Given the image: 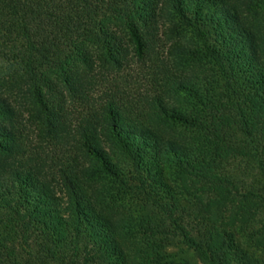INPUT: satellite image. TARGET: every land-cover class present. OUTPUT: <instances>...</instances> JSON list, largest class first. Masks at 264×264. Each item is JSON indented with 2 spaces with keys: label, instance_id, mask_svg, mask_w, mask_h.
<instances>
[{
  "label": "trees",
  "instance_id": "1",
  "mask_svg": "<svg viewBox=\"0 0 264 264\" xmlns=\"http://www.w3.org/2000/svg\"><path fill=\"white\" fill-rule=\"evenodd\" d=\"M239 232L264 250V0H0V264H264Z\"/></svg>",
  "mask_w": 264,
  "mask_h": 264
},
{
  "label": "rangeland",
  "instance_id": "2",
  "mask_svg": "<svg viewBox=\"0 0 264 264\" xmlns=\"http://www.w3.org/2000/svg\"><path fill=\"white\" fill-rule=\"evenodd\" d=\"M173 170L169 168L166 171V175L170 178H173ZM115 199L117 200L116 208L118 210H123L126 212H130L132 215V218L134 220H137L139 217L144 215V210L141 207V204L139 201L134 198L132 195H126V196H116ZM238 241L242 244L244 248H246L248 251L252 252L254 255H258L260 257H264V250L260 247L255 245V243L250 242V240L247 238L245 233L239 232L238 235ZM185 247L183 244H172L167 247V251L171 253H178L179 255L185 256L186 258L192 260L196 264H201L199 262V258L195 255V253L191 250L185 251Z\"/></svg>",
  "mask_w": 264,
  "mask_h": 264
}]
</instances>
